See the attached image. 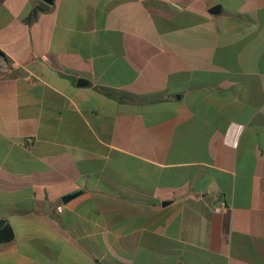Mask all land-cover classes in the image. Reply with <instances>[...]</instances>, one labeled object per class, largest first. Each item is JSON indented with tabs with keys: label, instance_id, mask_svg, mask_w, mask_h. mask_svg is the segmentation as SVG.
<instances>
[{
	"label": "crops",
	"instance_id": "obj_1",
	"mask_svg": "<svg viewBox=\"0 0 264 264\" xmlns=\"http://www.w3.org/2000/svg\"><path fill=\"white\" fill-rule=\"evenodd\" d=\"M0 221V264H264V0H0Z\"/></svg>",
	"mask_w": 264,
	"mask_h": 264
},
{
	"label": "trees",
	"instance_id": "obj_2",
	"mask_svg": "<svg viewBox=\"0 0 264 264\" xmlns=\"http://www.w3.org/2000/svg\"><path fill=\"white\" fill-rule=\"evenodd\" d=\"M43 11L40 5L33 8L30 17H34L38 12ZM14 238V231L12 227L3 221H0V243L11 241Z\"/></svg>",
	"mask_w": 264,
	"mask_h": 264
},
{
	"label": "built area",
	"instance_id": "obj_3",
	"mask_svg": "<svg viewBox=\"0 0 264 264\" xmlns=\"http://www.w3.org/2000/svg\"><path fill=\"white\" fill-rule=\"evenodd\" d=\"M170 5L176 9V10H182V7L175 4V3H170ZM227 204L224 200H216L213 205H212V210L214 213L218 214L224 211L226 209Z\"/></svg>",
	"mask_w": 264,
	"mask_h": 264
},
{
	"label": "water",
	"instance_id": "obj_4",
	"mask_svg": "<svg viewBox=\"0 0 264 264\" xmlns=\"http://www.w3.org/2000/svg\"><path fill=\"white\" fill-rule=\"evenodd\" d=\"M44 3L48 4V5H52L54 0H42ZM219 12V6H214L209 10L210 14H217ZM82 83V82H79ZM77 194H72V195H68L62 198V202H66L68 200H70L71 198L75 197Z\"/></svg>",
	"mask_w": 264,
	"mask_h": 264
}]
</instances>
